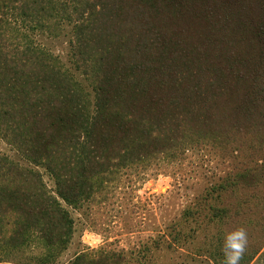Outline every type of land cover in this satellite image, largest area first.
Here are the masks:
<instances>
[{"label": "trees", "instance_id": "16d2710c", "mask_svg": "<svg viewBox=\"0 0 264 264\" xmlns=\"http://www.w3.org/2000/svg\"><path fill=\"white\" fill-rule=\"evenodd\" d=\"M68 28L71 67L40 41ZM255 131L264 0H0V263H58L71 209Z\"/></svg>", "mask_w": 264, "mask_h": 264}, {"label": "rangeland", "instance_id": "374dc122", "mask_svg": "<svg viewBox=\"0 0 264 264\" xmlns=\"http://www.w3.org/2000/svg\"><path fill=\"white\" fill-rule=\"evenodd\" d=\"M69 32L43 33L40 41L71 67ZM245 141L203 144L166 173L146 181L133 176L132 184L124 179L129 186L104 203L71 209L75 234L56 264L88 251L91 264H224L226 234L240 227L248 242L239 264H264V135L255 131ZM0 152L16 156L2 138Z\"/></svg>", "mask_w": 264, "mask_h": 264}, {"label": "clouds", "instance_id": "9594fccd", "mask_svg": "<svg viewBox=\"0 0 264 264\" xmlns=\"http://www.w3.org/2000/svg\"><path fill=\"white\" fill-rule=\"evenodd\" d=\"M248 242L247 231L240 227L226 234L223 246L224 264H239Z\"/></svg>", "mask_w": 264, "mask_h": 264}]
</instances>
